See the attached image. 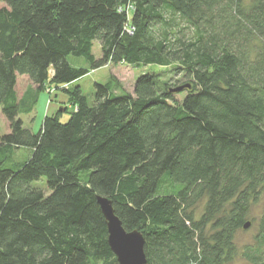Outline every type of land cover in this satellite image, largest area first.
I'll list each match as a JSON object with an SVG mask.
<instances>
[{
    "label": "trees",
    "instance_id": "16d2710c",
    "mask_svg": "<svg viewBox=\"0 0 264 264\" xmlns=\"http://www.w3.org/2000/svg\"><path fill=\"white\" fill-rule=\"evenodd\" d=\"M0 3V264H117L98 196L142 233L146 264H233L235 233L264 205V0ZM121 63L171 67L190 88L179 102L182 85L148 72L133 94L94 83L88 102L75 84ZM19 76L35 94L18 97ZM49 88L74 109L35 133L20 115ZM260 216L244 255L255 264L264 206Z\"/></svg>",
    "mask_w": 264,
    "mask_h": 264
},
{
    "label": "rangeland",
    "instance_id": "374dc122",
    "mask_svg": "<svg viewBox=\"0 0 264 264\" xmlns=\"http://www.w3.org/2000/svg\"><path fill=\"white\" fill-rule=\"evenodd\" d=\"M247 4V1H245ZM3 4L0 3V8ZM176 28V27H175ZM174 28V29H175ZM100 45L98 42H93V50L92 53L95 57L99 56ZM69 62L75 66L81 67L86 66V61L84 58H76V57H69ZM92 75H86L81 81H79L76 86L80 87V90L83 92L85 97L87 98L88 102H92V97L94 94V83L104 84L106 82H110L114 91L116 92H128L133 94L134 91V84L137 80V77L143 73L154 72L157 73L158 76L162 77L163 81H166L172 86H181L182 83H188L181 79V76L174 74L173 68H164V67H157V66H148L147 68L136 69L134 67L125 65V64H115V65H106L104 68L93 70ZM24 76H19L20 80L18 81L17 85V94L19 98H22L25 95V91L29 90L31 86V82L28 79L22 78ZM22 78V79H21ZM50 91V88L46 90V92H39L37 95L34 109L28 115H20L23 126L26 128H30L33 132H38L40 128V124L42 123L43 119L47 116H55L59 115L62 122H65L68 119L69 111L74 109L71 105L68 104L66 97L56 90ZM29 93L35 94L29 90ZM186 95V91H183L180 94H175L174 98L177 101H183L184 96ZM46 109V110H45ZM45 111V112H44ZM9 131V127L7 122L5 121L4 117L1 116V108H0V134H6ZM28 158V152L26 150H18L14 156L15 162H24ZM35 185L41 189H45V181L42 178L41 181L35 183ZM263 203L256 204L252 208V212L250 215V219L246 222L249 223V227L247 229L241 228L235 233L234 240L236 244V248L238 251V255L233 261V264H255L252 261L245 259L244 255L246 252V248L256 249L258 244L260 243L258 238L259 232V220L260 215L263 210ZM204 202L199 203L196 206L195 210V217L196 219L203 213L204 210ZM262 251L259 254L260 258L258 259L260 264H264V247H261ZM102 264V263H99Z\"/></svg>",
    "mask_w": 264,
    "mask_h": 264
},
{
    "label": "water",
    "instance_id": "95a60500",
    "mask_svg": "<svg viewBox=\"0 0 264 264\" xmlns=\"http://www.w3.org/2000/svg\"><path fill=\"white\" fill-rule=\"evenodd\" d=\"M185 88H190L188 84L173 88L174 92H182ZM97 204L103 214L107 226V245L111 253L116 257L117 264H146L144 254V237L137 230L126 231L118 217L113 212L112 201L98 196ZM249 223H245L243 228L247 229Z\"/></svg>",
    "mask_w": 264,
    "mask_h": 264
},
{
    "label": "built area",
    "instance_id": "2783aa9c",
    "mask_svg": "<svg viewBox=\"0 0 264 264\" xmlns=\"http://www.w3.org/2000/svg\"><path fill=\"white\" fill-rule=\"evenodd\" d=\"M120 13H122L123 11L125 12V14H129L130 12H132V7L131 6H126L125 8H123V11L121 9L118 10ZM128 28L125 29L126 33L132 34V29L131 27H129L127 25ZM51 91V90H50ZM49 91V92H50Z\"/></svg>",
    "mask_w": 264,
    "mask_h": 264
},
{
    "label": "crops",
    "instance_id": "0c3cea01",
    "mask_svg": "<svg viewBox=\"0 0 264 264\" xmlns=\"http://www.w3.org/2000/svg\"><path fill=\"white\" fill-rule=\"evenodd\" d=\"M93 72H94V71H93ZM93 72H90L88 75H92ZM94 73H95V72H94ZM22 78H25V77H22ZM22 78H21V79H22ZM25 79H28V78L26 77ZM19 80H20V78L17 77V85H18V83H19V82H18ZM80 81H81V80H80ZM77 83H78V82H77ZM30 87H32V85H31ZM70 87H71V86H70ZM26 91H27V90H26ZM26 91H25V92H26ZM45 110H46V109H45ZM44 112H45V111H44ZM39 126H40V125H39ZM28 128H29V127H28ZM0 135H2V134H0Z\"/></svg>",
    "mask_w": 264,
    "mask_h": 264
}]
</instances>
